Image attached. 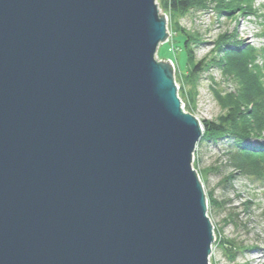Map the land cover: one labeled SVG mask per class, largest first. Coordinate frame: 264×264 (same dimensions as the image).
<instances>
[{
	"label": "water",
	"instance_id": "obj_1",
	"mask_svg": "<svg viewBox=\"0 0 264 264\" xmlns=\"http://www.w3.org/2000/svg\"><path fill=\"white\" fill-rule=\"evenodd\" d=\"M157 0H0V264H210Z\"/></svg>",
	"mask_w": 264,
	"mask_h": 264
},
{
	"label": "rangeland",
	"instance_id": "obj_2",
	"mask_svg": "<svg viewBox=\"0 0 264 264\" xmlns=\"http://www.w3.org/2000/svg\"><path fill=\"white\" fill-rule=\"evenodd\" d=\"M166 1L157 0L161 13L168 19V36L158 47L156 57L158 60L167 59L174 65L176 93L184 110L200 123L203 119L215 121L231 107L230 79H238L240 72L228 60L225 68L212 65L196 76L191 74L183 46V32L188 34V46L192 47L198 60L208 55L215 56L219 37L232 31L237 41L260 49L264 46L263 19L245 16L237 10L234 18L227 20L215 11L209 1L204 4L196 2L187 10L171 11ZM252 5L262 9L264 0H254ZM223 53L217 54L216 58L225 57ZM227 150L228 142L223 140L203 142L196 146L192 160L207 200L212 194L214 199L229 201L226 211L211 207L207 210L214 234L209 263L264 264V181L233 172L228 164ZM226 185L230 187L225 188ZM226 216L231 220L226 221Z\"/></svg>",
	"mask_w": 264,
	"mask_h": 264
},
{
	"label": "trees",
	"instance_id": "obj_3",
	"mask_svg": "<svg viewBox=\"0 0 264 264\" xmlns=\"http://www.w3.org/2000/svg\"><path fill=\"white\" fill-rule=\"evenodd\" d=\"M200 1L202 4L209 1L215 11L227 20H232L238 10L245 16L252 15L263 19L264 23V6L262 9L256 8L252 5L254 0H167L166 4L168 9L176 11L187 10ZM183 34V46L191 74L196 76L212 65L220 69L225 68L228 66V60L229 64L235 65L240 72L238 79H230L231 107L215 121H201L203 135L197 145L211 141L216 143L220 140L228 142L227 158L232 171L263 182L264 135L261 133L264 132V46L256 49L250 46L251 44L244 45L243 41H237L232 31L223 35L224 37H219L216 43L215 54L223 51L225 57L218 59L216 55H208L196 60L192 47L188 46V34ZM226 187L229 188L230 185ZM211 195L208 197V207L226 211L229 201L214 199ZM262 214L264 215V209ZM225 219L229 221L231 217L226 216Z\"/></svg>",
	"mask_w": 264,
	"mask_h": 264
},
{
	"label": "built area",
	"instance_id": "obj_4",
	"mask_svg": "<svg viewBox=\"0 0 264 264\" xmlns=\"http://www.w3.org/2000/svg\"><path fill=\"white\" fill-rule=\"evenodd\" d=\"M170 63L172 64V62L170 61ZM174 65L172 64V67H173ZM173 69H174V67H173ZM182 106H183V103H182Z\"/></svg>",
	"mask_w": 264,
	"mask_h": 264
}]
</instances>
